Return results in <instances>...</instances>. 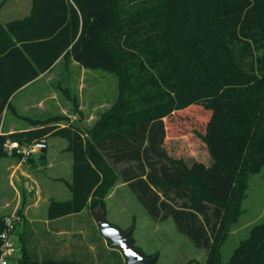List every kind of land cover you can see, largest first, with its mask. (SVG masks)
<instances>
[{"label":"trees","instance_id":"16d2710c","mask_svg":"<svg viewBox=\"0 0 264 264\" xmlns=\"http://www.w3.org/2000/svg\"><path fill=\"white\" fill-rule=\"evenodd\" d=\"M68 56L117 72L119 100L87 137L74 124L52 125L53 117L0 135V155L9 138L30 143L60 135L73 154L72 197L51 202V220L103 207L121 177L154 219L172 218L195 246L208 249L203 264H223L221 247L243 212L248 181L264 176V0H33L25 17L0 19V128L12 96ZM219 96L202 135L218 168L204 185L169 153L166 120ZM5 228L0 215V233ZM107 244L127 264L121 249ZM19 264L83 263L41 262L24 241ZM228 264H264V220Z\"/></svg>","mask_w":264,"mask_h":264},{"label":"rangeland","instance_id":"374dc122","mask_svg":"<svg viewBox=\"0 0 264 264\" xmlns=\"http://www.w3.org/2000/svg\"><path fill=\"white\" fill-rule=\"evenodd\" d=\"M3 1L0 0V6ZM53 73L47 80L50 83L47 95L58 97L59 101L68 107V113L72 116L60 114L54 116L56 120L50 123L63 125L74 123L87 137L104 113L109 111L121 96L118 73L84 68L80 64H75L69 56L62 58ZM223 100L224 97L219 96L213 100L200 102L174 113L166 120V147L169 153L184 159L204 185L207 184L209 174L218 168V164L211 156L202 135L207 130L214 107L221 105ZM46 122L47 120L34 121L33 124L41 126ZM48 141L50 148L46 156L20 165L18 178L13 174L15 164L13 160L10 158L4 162L10 164L8 180L11 198L5 217L16 213L23 216L22 220L24 218L40 222L31 240H26V245L41 262L46 259L54 261L71 259L83 264H120L119 254L111 252L109 245L106 244L107 247L105 244L95 242L94 237L101 232L93 218L95 207L92 204L85 209L80 219L77 220L75 217L69 219L71 230L59 233L47 230V203L51 197H59V193L51 196V192L56 189L55 187H61L60 196L70 197L72 183V151L69 144L59 137H49ZM103 202L107 220L123 230H132L136 246L146 255H157V264L205 262L208 249L195 246L187 235L178 230L172 218L154 219L121 177L116 176ZM242 208L239 220L231 225L222 244L223 264H228L235 248L241 240L249 236L252 226L264 220L263 172L251 175ZM120 251L122 253V250ZM18 254L13 264H19L22 253Z\"/></svg>","mask_w":264,"mask_h":264},{"label":"crops","instance_id":"0c3cea01","mask_svg":"<svg viewBox=\"0 0 264 264\" xmlns=\"http://www.w3.org/2000/svg\"><path fill=\"white\" fill-rule=\"evenodd\" d=\"M2 3H1L2 6H0V19L2 20L4 24H7L9 21H12V20L25 17L26 15L30 13L33 7V0H4ZM61 60L62 58H60L56 62V64L53 66V68L50 71L41 74L38 78L28 83L24 87H22L20 90H18V92H16L12 96L11 106L6 108L3 114V119H2L1 128H0V135L2 134L8 135L11 133L36 129L44 125L35 126L33 124L34 121H46L60 114L69 115L68 107L64 106L59 101L58 97L54 98V96L52 95H47L48 93L47 91L50 90V83H48L47 80L50 78V74L54 72L57 65H59V63L61 62ZM74 63L79 64L75 60H74ZM69 116H72V115H69ZM53 124L66 126V125L59 124V123H52V125ZM72 124L74 123H69L67 125H72ZM74 125L77 128H79L76 124ZM49 137H59L61 139L66 140V142L68 143V140L66 138L60 135H56L55 133H51L45 138L48 143L46 150L32 155L26 161H23L21 157L16 154L12 155V154L5 152L2 155H0V162H1L0 163V215H4V216L6 215V212L8 210L7 206L9 205V202L11 199L9 196V180H8V175H9L8 169L10 167V164H6L4 162L10 158L13 160V162L15 163L13 164L14 166L13 174L16 178H18V170L21 169L20 165L30 163L33 160L43 159L46 156V153L50 148L49 141H48ZM3 157L4 159H2ZM72 173H73V154H72ZM17 180L18 179H16V183H17ZM55 188L56 189H54L51 192V196L59 193L58 194L59 197H53V198L51 197L49 202L47 203V206H46V215H47L46 221L48 223L47 230L53 233L66 232V231L71 230L72 228L69 222V219H72L74 217L77 220L80 219L85 210L82 211L81 213L73 214L69 217L67 215V216H64V217H61L55 220H51L49 218V206L51 202L53 200L66 201L72 197V191H71L70 197L68 196L61 197L60 196L62 193L60 192L62 191L61 187H58V188L55 187ZM62 221H68V223H61V224L55 223V222H62ZM39 224L40 222L31 220V219L27 220L24 218L19 223V227H17L16 229V239L15 240L17 242V245H19L18 248L21 247V249L19 250L20 253H22V245L24 241L31 240L33 234H35L36 227L40 226ZM52 224H55V225H52ZM49 227H51V229ZM21 228H23L22 232H21ZM101 236H103L102 233H101ZM97 238H98V235L97 237H94L95 241ZM107 240L108 239L104 237V241L100 240L99 243L106 245ZM110 250H112V248Z\"/></svg>","mask_w":264,"mask_h":264},{"label":"built area","instance_id":"2783aa9c","mask_svg":"<svg viewBox=\"0 0 264 264\" xmlns=\"http://www.w3.org/2000/svg\"><path fill=\"white\" fill-rule=\"evenodd\" d=\"M4 151L9 154H16L23 161L28 160L32 155L46 150L48 143L45 138L37 139L30 143H22L18 139L9 138L4 143ZM6 228L0 233L2 240L0 246V264H13V260L19 256V248L16 243L17 225L22 217L16 213L6 216Z\"/></svg>","mask_w":264,"mask_h":264},{"label":"water","instance_id":"95a60500","mask_svg":"<svg viewBox=\"0 0 264 264\" xmlns=\"http://www.w3.org/2000/svg\"><path fill=\"white\" fill-rule=\"evenodd\" d=\"M93 216L102 235L110 240L113 246L122 250L127 264H157L158 256H147L141 249L137 248L132 235L133 231L123 230L108 221L101 205L94 210Z\"/></svg>","mask_w":264,"mask_h":264}]
</instances>
